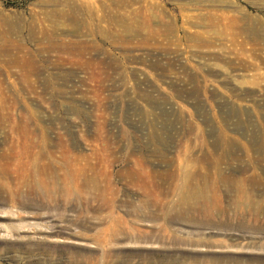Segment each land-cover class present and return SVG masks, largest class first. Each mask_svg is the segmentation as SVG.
I'll use <instances>...</instances> for the list:
<instances>
[{
    "label": "rangeland",
    "instance_id": "1",
    "mask_svg": "<svg viewBox=\"0 0 264 264\" xmlns=\"http://www.w3.org/2000/svg\"><path fill=\"white\" fill-rule=\"evenodd\" d=\"M0 172V264H264V0H0Z\"/></svg>",
    "mask_w": 264,
    "mask_h": 264
},
{
    "label": "bare ground",
    "instance_id": "2",
    "mask_svg": "<svg viewBox=\"0 0 264 264\" xmlns=\"http://www.w3.org/2000/svg\"><path fill=\"white\" fill-rule=\"evenodd\" d=\"M5 180V182L3 180ZM9 180V184L8 181ZM25 183V190H29V193L36 188V184L33 180H26L24 181ZM12 180L10 177L6 174H3L0 172V203L4 204L6 202H10L12 207H20V208H28L34 206L33 204L38 206V203H36L33 199H30L31 202L25 201L23 197H26L29 193L25 191V196H23V193L17 189V188H12ZM1 217V216H0ZM9 231L14 232V229H8ZM31 249H34L33 246H26L25 251L30 252Z\"/></svg>",
    "mask_w": 264,
    "mask_h": 264
}]
</instances>
